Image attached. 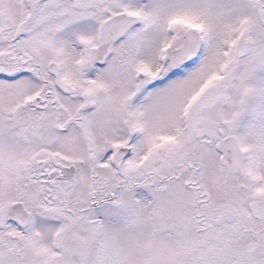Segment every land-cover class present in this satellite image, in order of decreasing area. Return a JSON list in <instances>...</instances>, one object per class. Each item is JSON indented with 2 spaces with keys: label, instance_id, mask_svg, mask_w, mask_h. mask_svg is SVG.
Returning <instances> with one entry per match:
<instances>
[{
  "label": "snow or ice",
  "instance_id": "obj_1",
  "mask_svg": "<svg viewBox=\"0 0 264 264\" xmlns=\"http://www.w3.org/2000/svg\"><path fill=\"white\" fill-rule=\"evenodd\" d=\"M0 264H264V0H0Z\"/></svg>",
  "mask_w": 264,
  "mask_h": 264
}]
</instances>
